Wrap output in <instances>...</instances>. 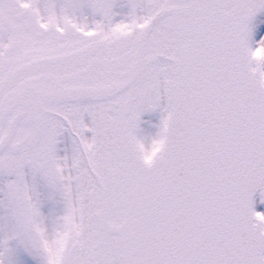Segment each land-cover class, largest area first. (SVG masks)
<instances>
[{"label":"water","instance_id":"water-1","mask_svg":"<svg viewBox=\"0 0 264 264\" xmlns=\"http://www.w3.org/2000/svg\"><path fill=\"white\" fill-rule=\"evenodd\" d=\"M247 1L157 0L133 35L74 60L52 57L49 71H23L0 98V175L17 159L48 154L64 129L75 141L81 216L65 264H264V237L250 224L255 195L264 203V123L256 119L264 86L245 80L247 68L260 77L243 57ZM160 67L168 125L163 149L146 162L133 133L158 103ZM84 112L93 125L91 150L82 139ZM184 133L193 134L186 144ZM252 136L257 153L237 143L239 157L235 139ZM199 150L198 163L185 156ZM239 168L245 184L229 203L219 194L208 203L213 183L230 184Z\"/></svg>","mask_w":264,"mask_h":264},{"label":"rangeland","instance_id":"rangeland-1","mask_svg":"<svg viewBox=\"0 0 264 264\" xmlns=\"http://www.w3.org/2000/svg\"><path fill=\"white\" fill-rule=\"evenodd\" d=\"M135 16L132 21L145 18L142 12ZM263 33L264 11L253 26L254 57L259 56ZM162 126V111L144 118L138 138L146 155L159 146ZM54 166V171L41 177L25 174L11 182L0 180V264L61 263L67 236L77 232V157L67 138L59 144ZM26 239H30L29 247Z\"/></svg>","mask_w":264,"mask_h":264},{"label":"bare ground","instance_id":"bare-ground-1","mask_svg":"<svg viewBox=\"0 0 264 264\" xmlns=\"http://www.w3.org/2000/svg\"><path fill=\"white\" fill-rule=\"evenodd\" d=\"M263 56H264V33L262 34V36L260 37V40H259V58H261ZM163 111H164V108H163ZM88 127H89V121L86 120V128H88ZM86 140L90 144L91 136H90L89 131L88 132L86 131ZM73 238H74V236L68 237L67 244H66L65 248L70 247V242H73Z\"/></svg>","mask_w":264,"mask_h":264}]
</instances>
